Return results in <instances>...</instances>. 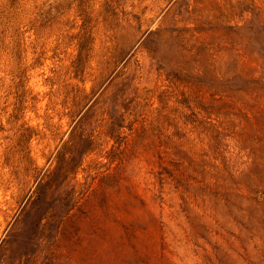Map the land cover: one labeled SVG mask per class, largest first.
<instances>
[{"label": "rangeland", "instance_id": "1", "mask_svg": "<svg viewBox=\"0 0 264 264\" xmlns=\"http://www.w3.org/2000/svg\"><path fill=\"white\" fill-rule=\"evenodd\" d=\"M0 264H264V0H0Z\"/></svg>", "mask_w": 264, "mask_h": 264}]
</instances>
